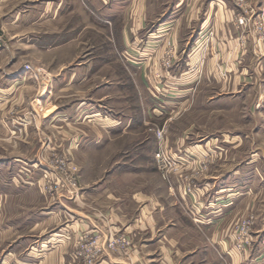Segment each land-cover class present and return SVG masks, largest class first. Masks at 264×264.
Here are the masks:
<instances>
[{
	"label": "rangeland",
	"instance_id": "obj_1",
	"mask_svg": "<svg viewBox=\"0 0 264 264\" xmlns=\"http://www.w3.org/2000/svg\"><path fill=\"white\" fill-rule=\"evenodd\" d=\"M137 1L0 0V264H89L82 254L89 236L104 240L122 233L110 231L104 236L84 230L73 243L69 238L67 205L81 197V168L74 158V134L57 115L71 105L92 103L94 112L101 102L112 113L117 106L125 117L132 112L147 115L146 123L138 120L132 133L126 128L113 144L116 148L117 140L121 143L117 147L123 159L133 149L138 164L152 160L160 177L153 127L163 128L165 142L167 135L172 145L182 135L195 141L229 130L236 134L232 145L240 144L235 155L242 161L264 143V73L255 71L264 64L259 52L264 0H144L141 12L131 5ZM117 14L127 17L128 37L135 33L125 42L126 49L110 34L108 18ZM218 35L235 40L233 45L242 54L245 49L251 54L248 78L236 90L218 88L227 77V68L220 64L219 84H201L211 47L222 45ZM242 54L236 70L242 66ZM150 59V65L155 59L161 69L155 81L148 77V68L137 71L133 80L122 79L117 72L123 60L137 65ZM193 80L201 85L191 90L189 102L181 100L186 93L181 84ZM168 85L175 89L170 91ZM65 86L68 98L57 97L58 87ZM104 92L107 97L99 100ZM213 96L211 104L208 99ZM122 124L126 127L125 119ZM176 154L190 158L185 167L196 159ZM69 166L76 167L74 173ZM247 214L255 225L254 211L238 220ZM253 244L252 239L250 249ZM234 248L246 250L235 244ZM113 252L120 253L104 252L93 264Z\"/></svg>",
	"mask_w": 264,
	"mask_h": 264
},
{
	"label": "crops",
	"instance_id": "obj_2",
	"mask_svg": "<svg viewBox=\"0 0 264 264\" xmlns=\"http://www.w3.org/2000/svg\"><path fill=\"white\" fill-rule=\"evenodd\" d=\"M143 3L144 0H140L131 5H136L141 12ZM213 7L214 2L211 3ZM194 17L198 19L196 14ZM126 18L123 14L108 18L112 40L120 41L119 45L125 49V42L135 34L131 30L132 36L128 37ZM218 37L222 45L211 47L201 84L221 79L220 64L221 69L227 68V77L221 80L218 88L236 90L237 84L248 78L246 67L251 64V54L246 49L242 54V50L234 47L235 40H229V43L224 35ZM259 50L260 58L264 59V41ZM241 54L242 66L236 70ZM126 61L123 60L122 65L116 64H119V70H116L122 79L126 76L128 80L132 79L137 71L148 68V77L155 81L156 73L161 71L155 59L151 65V59L139 61L137 65ZM177 66L179 70L184 67L179 63ZM259 69L264 73V64L255 67V71ZM131 84L133 89V82ZM201 84L198 80L181 84L185 85L183 91L186 92L181 100L189 102L191 90ZM60 89L63 90L60 92ZM173 89L175 87L170 91ZM58 90L59 98L70 95L66 86L58 87ZM101 97H107V93H102L98 99ZM213 100L214 96L208 102L213 104ZM134 105L139 109L138 103ZM91 106L92 103L71 105L68 111L57 115V120L66 121L68 131L74 134V158L81 168V197L70 200L67 205L68 235L72 243L84 230L99 231L104 236L110 231L128 234L133 242L128 252L108 253L97 264H264V143L251 151L253 157L250 155L242 161L235 155L240 144L232 145L236 134L229 130L201 136L204 138L195 141L182 135L175 145L168 143L166 135V147L196 159L188 162L180 172L163 179L154 172L152 160L138 164L133 149L123 159L122 151L117 147L121 143L117 140L116 148L113 144L123 136L126 128L132 133L130 130L137 122L146 123L147 115L141 117V114L132 112L125 117L117 106L112 113L107 104L101 102L98 103L99 109L93 112ZM124 119L126 127L121 125ZM89 136L91 139H87ZM84 138L85 143L78 144L77 139L82 142ZM149 139H154V134ZM186 183L194 185L191 192H184ZM249 211H254L257 216L251 234L254 246L238 251L234 248V224Z\"/></svg>",
	"mask_w": 264,
	"mask_h": 264
},
{
	"label": "built area",
	"instance_id": "obj_3",
	"mask_svg": "<svg viewBox=\"0 0 264 264\" xmlns=\"http://www.w3.org/2000/svg\"><path fill=\"white\" fill-rule=\"evenodd\" d=\"M152 130L155 132L158 139V149L155 152V164L157 165V169L161 173V176L167 179L172 172H178L185 167V162L190 158L176 153L173 154L167 150L164 145L165 133L163 128L153 127ZM64 167L65 166H63V168ZM69 168L72 169L71 173H74L76 167L69 166ZM192 190L191 184L186 183L184 192H191ZM253 223V216L247 214V216L241 218L240 221L238 220V222L234 224L232 234L234 236V244L237 248L243 250L251 246V231ZM88 240V244H84L85 248L82 254L86 263L89 264H93L104 252L123 251L126 253L132 247L131 239L123 233L110 235L104 240H101L98 236H89Z\"/></svg>",
	"mask_w": 264,
	"mask_h": 264
},
{
	"label": "water",
	"instance_id": "obj_4",
	"mask_svg": "<svg viewBox=\"0 0 264 264\" xmlns=\"http://www.w3.org/2000/svg\"><path fill=\"white\" fill-rule=\"evenodd\" d=\"M263 156H264V152H263Z\"/></svg>",
	"mask_w": 264,
	"mask_h": 264
},
{
	"label": "bare ground",
	"instance_id": "obj_5",
	"mask_svg": "<svg viewBox=\"0 0 264 264\" xmlns=\"http://www.w3.org/2000/svg\"><path fill=\"white\" fill-rule=\"evenodd\" d=\"M238 249V248H237Z\"/></svg>",
	"mask_w": 264,
	"mask_h": 264
}]
</instances>
